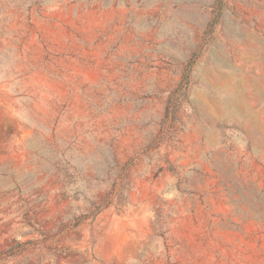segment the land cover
I'll list each match as a JSON object with an SVG mask.
<instances>
[{"label":"rangeland","instance_id":"obj_1","mask_svg":"<svg viewBox=\"0 0 264 264\" xmlns=\"http://www.w3.org/2000/svg\"><path fill=\"white\" fill-rule=\"evenodd\" d=\"M0 264H264V0H0Z\"/></svg>","mask_w":264,"mask_h":264},{"label":"trees","instance_id":"obj_2","mask_svg":"<svg viewBox=\"0 0 264 264\" xmlns=\"http://www.w3.org/2000/svg\"><path fill=\"white\" fill-rule=\"evenodd\" d=\"M193 56H195V54H193ZM193 56L189 59V61H188V66L189 67H191V65L194 63V60H193ZM183 81H185V83L187 82V74H185L183 77H182V79H181V82H180V88L182 87V82ZM185 89H186V86H185ZM175 99H177V98H175ZM174 99V100H175ZM174 100H172V96L170 95V98H169V100H168V108L174 103ZM176 101V100H175ZM175 105L176 104H174V106H173V108L175 109ZM167 112L168 111H166V115H167Z\"/></svg>","mask_w":264,"mask_h":264}]
</instances>
